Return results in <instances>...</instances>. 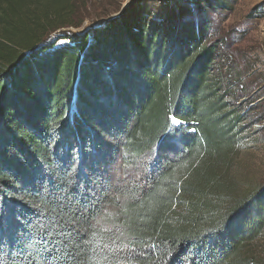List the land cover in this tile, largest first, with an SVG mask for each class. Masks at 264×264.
Here are the masks:
<instances>
[{
    "label": "trees",
    "instance_id": "1",
    "mask_svg": "<svg viewBox=\"0 0 264 264\" xmlns=\"http://www.w3.org/2000/svg\"><path fill=\"white\" fill-rule=\"evenodd\" d=\"M88 1L0 0V261L43 264L41 235L107 206L131 247L101 264H262L264 185L229 177L243 119L204 20L140 0L79 33Z\"/></svg>",
    "mask_w": 264,
    "mask_h": 264
},
{
    "label": "rangeland",
    "instance_id": "2",
    "mask_svg": "<svg viewBox=\"0 0 264 264\" xmlns=\"http://www.w3.org/2000/svg\"><path fill=\"white\" fill-rule=\"evenodd\" d=\"M139 1L89 0L81 26L73 30L83 33ZM145 6L153 13L197 25L204 20L206 39L217 48L215 69L224 77L232 107L243 119L229 177L242 193L264 185V0H150ZM249 248L264 264V232Z\"/></svg>",
    "mask_w": 264,
    "mask_h": 264
},
{
    "label": "snow or ice",
    "instance_id": "3",
    "mask_svg": "<svg viewBox=\"0 0 264 264\" xmlns=\"http://www.w3.org/2000/svg\"><path fill=\"white\" fill-rule=\"evenodd\" d=\"M174 125L183 123L175 115L171 117ZM120 196L113 198V205L120 201ZM128 209H121V212H127ZM121 213L109 209V207H94L89 210L88 215L92 217L89 221L84 214L81 218H76L75 213L66 227L55 235H41L40 240L43 243L36 249V255L42 257L43 264H49L46 254L55 252L62 253V256L56 257L57 264L62 260L64 264H101L97 259L103 250L122 251L130 248L129 243H125L128 237L124 233V225L118 223V217ZM84 220V224L81 220ZM87 226H84V225ZM134 250V249H133ZM107 260V256L101 257ZM3 264V261H0ZM31 264H39L32 261Z\"/></svg>",
    "mask_w": 264,
    "mask_h": 264
}]
</instances>
